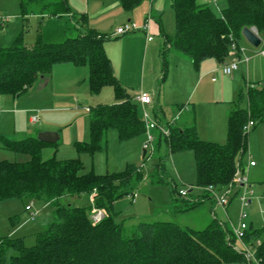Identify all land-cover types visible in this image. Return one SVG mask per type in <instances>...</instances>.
I'll list each match as a JSON object with an SVG mask.
<instances>
[{"label":"trees","instance_id":"1","mask_svg":"<svg viewBox=\"0 0 264 264\" xmlns=\"http://www.w3.org/2000/svg\"><path fill=\"white\" fill-rule=\"evenodd\" d=\"M117 1L123 9L132 10L143 0ZM209 5L208 0H170L175 29L172 37H164L161 56L173 52L198 70L207 59L223 64L231 42L237 43L242 38L243 28H253L258 37L264 36L263 0H225L219 16ZM33 6L38 7L41 18H61L70 13L67 0H20L23 20L34 12ZM71 17L79 29L72 38L49 43L37 34L34 43L25 46L20 33L8 47L0 48V96L24 95L49 76L57 64L86 65L90 95L96 96L103 88L111 87L116 103L87 109L89 141L77 144V151L92 154L101 150L110 130L116 132L120 141L143 136L145 128L137 114V103L115 79L104 52V43L110 38L88 28L86 16ZM245 98L244 108L238 101L227 114L224 145L199 140L191 112L166 123L169 133L163 140L167 154L185 151L193 154L195 187L200 190L199 195L192 196L189 189L187 197H178L163 159H159L148 176L149 183L171 188L172 201L183 204L181 208L174 205V213L193 211L206 202L213 206V194L233 186L237 164L247 152L248 134L264 124V81L246 87ZM178 109L181 111L183 107ZM153 114L156 119V113ZM249 122L252 126L245 131ZM0 138L4 149L29 156L22 163L0 161V203L11 199L40 200L52 211L51 221L32 235L34 242L28 247L24 246L23 237L0 236V259L6 250L13 253L9 264H264V225L260 229L250 225L244 230V243H259L253 259L248 261L236 249L230 226L213 215L200 230L167 221L124 227L114 222L116 213L112 204L133 196L142 180L138 169L126 166L119 174H82L79 160H57L54 154L44 158L42 151L47 145L36 138L16 141ZM92 191L95 195L90 198ZM84 195L89 198L87 207L59 203L61 197ZM92 209L103 212L100 222H92ZM9 223L14 228L16 218Z\"/></svg>","mask_w":264,"mask_h":264},{"label":"rangeland","instance_id":"2","mask_svg":"<svg viewBox=\"0 0 264 264\" xmlns=\"http://www.w3.org/2000/svg\"><path fill=\"white\" fill-rule=\"evenodd\" d=\"M50 1L54 0H47ZM208 1L209 8L219 16L220 10L225 6V0ZM67 3L69 11L74 14L81 7L85 12L88 8L86 13L88 28L110 38L104 43V52L110 60L115 79L128 93L132 88L135 91L146 92L151 99L153 98L154 104L164 110L166 118H172L176 107L182 106L180 116L182 113L186 116V112L194 114L197 132L199 130L198 137L203 139L199 140L217 145L225 144L227 112L238 101L244 108L246 87L264 80V40L255 48L243 38L240 39L237 42L241 50L238 60L236 52L229 51L223 64L229 65L234 60L239 61L240 66L242 65L241 71L238 69L227 76L222 72L223 64L213 59L202 61L199 69L195 70L187 59L176 56L177 54L173 52L163 56L160 54L163 38L172 37L175 29L170 0H158L157 5L161 7L159 21L149 19L147 0H143L132 10L123 9L117 0H68ZM37 8L33 6L34 12L27 16V21L23 25L20 0H0V17L7 19V22L0 26V48L8 47L20 33L25 46H31L37 34H40L45 42H62L76 35L72 23L74 20L72 22L69 18L66 20L67 16L59 20L37 17L35 15H38ZM147 19L154 32L146 49L143 47L141 31L135 30L113 39L116 27L123 25L130 28L142 27ZM245 57L247 61L241 63ZM60 65L66 64H57L53 68ZM74 69H76L74 79L68 78L66 72L62 76L54 75L46 89H38L34 85L24 96L17 99L18 102L15 104L10 96L1 95L0 136L16 141L28 136L37 138L40 130L56 133L58 138L55 146H46L42 156L48 158L54 154L57 160H79L82 174L92 173L99 176L119 174L126 166L138 169L142 180L132 193L134 202L127 196L115 200L112 204V211L116 213L114 222L117 224L128 227L139 222L167 221L182 228L195 230L204 228L212 218L209 213L212 208L211 202L199 206L198 210L177 215L172 211L173 206L181 208L183 204L181 201H172L171 188L166 185H151L148 179L158 160L163 159V166L170 176L175 193L191 189L192 196L199 195L200 190L195 187V165L191 152L167 154L165 142L161 139L152 143V146L149 145L152 152L147 148L145 157H142L144 135L120 141L114 130L107 132L101 150L92 154L77 151V144L89 141V117L86 108H93L98 104H113L114 96L111 87H105L97 96H91L87 85L88 67L80 65ZM236 72L242 74L246 84L242 80L240 82L233 80ZM10 110H13V113L9 112ZM145 111L147 118L152 120L151 109L145 107ZM137 114L143 119L141 106H137ZM187 114L190 116V113ZM29 118H33L34 121L30 122ZM160 118L164 120L163 117ZM152 133L150 131V134ZM248 157L255 166L244 173L249 184L245 196L250 200V205L243 209L246 214L243 221L244 230H248L250 224L253 229H260L264 225V124L256 126L249 132L247 152L240 159L241 166L246 165ZM28 160L29 156L24 153L4 149L0 138V161L22 163ZM237 190L238 187L235 186L226 195L224 191L215 194L218 197L225 196L229 201L225 207L216 203L214 205L212 214L219 222L229 224L225 210L229 213L230 221H236L239 203L238 197H234V194ZM94 195L95 191H92L89 197ZM59 203L87 207L89 198L86 195L61 197ZM95 211L101 213V221L104 218L103 212L92 209V213ZM10 216H15L20 227L10 237H23L24 246L28 247L34 242L32 235L51 221L52 211L50 206H44L40 200L11 199L1 202L0 236L7 237V232L13 229L7 222ZM30 216H33L32 221H28ZM21 228L24 231L18 232ZM236 247L240 249L241 245L237 242ZM12 254L11 250H6L0 264H9V257Z\"/></svg>","mask_w":264,"mask_h":264},{"label":"built area","instance_id":"3","mask_svg":"<svg viewBox=\"0 0 264 264\" xmlns=\"http://www.w3.org/2000/svg\"><path fill=\"white\" fill-rule=\"evenodd\" d=\"M212 2V0H210ZM7 22L6 18H1L0 17V26H3L5 23ZM141 31L142 33L145 34V38L146 41L149 42L151 41V32H150V24H149V19L146 20V22L144 23V25L142 27H134V28H130L127 25H123L120 26L118 28L115 29L114 31V37L115 36H122L134 31ZM255 31V29H253ZM255 34L257 35L256 31ZM229 51H234L236 52L237 55V60L239 59V55L241 54V50L238 48V45L236 42H231L230 46H229ZM228 51V54H229ZM233 55V54H232ZM243 61H247V58L245 57L243 59ZM238 62H236L234 60V62H232L231 64L227 65V64H223L222 66V72L223 74L229 76L231 75L235 70H237L238 67ZM135 101H137L138 103L141 104L142 106V121L144 123V128H145V144H144V148L143 150L146 151L147 148L151 147L149 145L152 146V143L155 142V137L150 134V131H156L158 132L159 137L161 138H166L168 136V128L166 127V125H160L158 124L156 121L148 119L147 118V114L145 111V107L149 106L151 104V98L148 94H140L138 96L135 97L134 99ZM87 110V109H86ZM178 116H176L173 120H176ZM173 120L171 122H173ZM31 121H34V119L32 118ZM252 126V123L249 122L245 127L244 130L245 131H249L250 127ZM152 152V149H151ZM255 163L250 159V157H248L247 159V163L245 166H241L240 162L237 164L236 167V171L234 173V184L232 187L226 189L225 195L230 193L232 188L237 186L238 190L237 192L234 194V197H238V203H239V211L237 213V219H236V223L233 224L230 228L232 230L233 233V237L235 238L236 242H238L241 245V248L239 250H241L244 258L248 261L249 259H253L254 256V251H255V247L258 246V242H255L254 245L251 244H247L243 242V236H244V228H245V224L243 223V221L246 219V214L243 211V209L246 207H248L250 205V200L246 198L245 194L247 192V188L249 187L248 181H247V177L246 175H244L245 171L247 172L248 168L250 167H254ZM240 192V193H238ZM188 191H179L178 192V197L180 198H185L187 197ZM214 198H215V203L216 205H220L222 207H225L228 205L229 201L225 198V196H216L215 194H213ZM132 202H134V197L133 196H128ZM27 209V208H26ZM101 219V213H99L98 211H95L94 213L91 214V220L93 223H98ZM33 220V216L29 217L28 221H32ZM238 250V248H236Z\"/></svg>","mask_w":264,"mask_h":264},{"label":"crops","instance_id":"4","mask_svg":"<svg viewBox=\"0 0 264 264\" xmlns=\"http://www.w3.org/2000/svg\"><path fill=\"white\" fill-rule=\"evenodd\" d=\"M68 1V0H67ZM144 1H146V0H144ZM148 1V3H149V6H148V12H149V19H155L156 21H159V15H160V12H161V7H158V5H157V3H158V0L156 1V0H147ZM68 4V3H67ZM83 7H81V8H77L78 10V12L77 13H79V14H74V13H72V12H70L69 14H68V16H67V19L66 20H71V22L74 20L71 16L72 15H84V16H86V13L88 12V8H87V10H86V12L85 11H83V10H81ZM37 17L39 16V15H37V14H35ZM40 17V16H39ZM69 18V19H68ZM87 18V17H86ZM23 19V18H22ZM49 19H52V18H49ZM53 19H55V20H59V18H56V17H54ZM27 21V16H26V18H25V20H23V25H25V22ZM73 23V26H74V29L76 30V32H78V26H77V24H76V22H75V20L72 22ZM40 27V26H39ZM119 27V26H118ZM118 27H116V28H118ZM115 28V29H116ZM154 29H153V27H152V25H150V32H151V35L153 34V31ZM115 31V30H114ZM140 34L141 35H143V47H144V49H146L147 48V44L150 42H147L146 41V38H145V34L144 33H142V32H140ZM115 37H117V36H115ZM243 38V37H242ZM241 38V39H242ZM259 38H260V41L262 42L263 40H264V36H259ZM113 39H116V38H114L113 37ZM244 39V38H243ZM240 40V39H239ZM238 40V41H239ZM163 42H164V38H163ZM49 43H56V42H49ZM249 44V43H248ZM261 44V43H260ZM150 48H152L153 49V46H151ZM162 49V48H161ZM160 49V50H161ZM264 52V51H263ZM176 56H178V55H176ZM180 57V56H179ZM182 58V57H181ZM189 61V60H188ZM190 62V61H189ZM244 62H246V61H241V63H244ZM75 68V65H72V64H66V65H60V66H57V67H54L53 69H52V71H51V73L49 74V76H47V77H44V78H42L37 84H36V87L38 88V89H46L47 87H48V85H50L51 83V81L50 80H53L54 79V75H56V76H62V74L63 73H65L66 72V74L69 76L68 78H73L74 77V75H76V69H74ZM241 68H242V65L240 66V63L238 64V67H237V70L239 69V71H241ZM199 69V68H198ZM237 70H235V71H237ZM263 71H264V66H263ZM60 74V75H59ZM65 74V75H66ZM113 74H114V72H113ZM238 75L240 76V77H238ZM88 77V76H87ZM115 77V76H114ZM250 78V72H249V70L247 71V79H249ZM61 79V78H60ZM74 79V78H73ZM234 81L235 80H237V82H240L241 80L242 81H244V83L246 84V80H244L243 79V76H242V74L241 73H234V79H233ZM264 81V80H263ZM262 82V81H261ZM257 83H260V82H257ZM124 88V87H123ZM125 89V88H124ZM125 91H126V89H125ZM41 92V91H40ZM126 93L129 95V96H131V97H133L134 99H135V97L136 96H138V95H140V94H147L146 92H143L142 90H134L133 88H132V91H130L129 93L126 91ZM26 94V93H25ZM24 94V95H25ZM24 95H22V96H24ZM149 95V94H148ZM22 96H20V97H17V98H13V97H11L12 98V102H13V104H15V102L17 103L18 101H17V99H20ZM92 96V95H91ZM97 96V95H96ZM150 96V95H149ZM151 98V97H150ZM152 101H151V104L149 105V106H146V107H149V109H151V112H152V114L153 113H156V115H157V117H156V119L154 118V114H153V119L152 120H154V121H156L158 124H160V125H166V123L167 122H169V121H171V120H173L176 116H180V110L178 109L177 110V108L178 107H176V109H175V112L173 113V115H172V118L170 117V118H166L165 117V112H164V110L161 108V107H159L158 105H156V104H154V102H153V98L151 99ZM136 103H137V106H141V104L140 103H138L137 101H135ZM50 103H53V101H50ZM116 102H115V100H114V102H113V104H115ZM99 105V104H98ZM111 105V104H110ZM12 106H15V105H12ZM44 109H46V108H44ZM87 109V108H86ZM141 109H142V106H141ZM145 109V108H144ZM9 112H12L13 113V110H10ZM229 112V111H228ZM228 112H227V114H228ZM227 114H226V117H227ZM160 117H163L164 118V120H161V118ZM32 120V118H29V121L30 122H32L31 121ZM196 121H195V116H194V125H195V131H196V135H197V137L199 136L198 134H199V130H198V132H197V129H196V123H195ZM41 131H45V130H40L39 131V133L41 132ZM153 133H152V135L155 137V141L156 140H158V141H160L159 139H163V138H159V135L157 134L158 132H156V131H152ZM37 135V134H36ZM26 138H36V137H26ZM198 138H200V137H198ZM201 140H203L202 138H200ZM206 142V141H205ZM47 146H51V145H53V147H54V145L55 144H46ZM143 151V150H142ZM146 152V151H145ZM146 154V153H145ZM144 154V155H145ZM142 157H144L143 155H142ZM245 166V165H244ZM249 169V168H248ZM5 202H7V201H5ZM3 203V202H2ZM204 204V203H203ZM203 204L202 205H200V207L201 206H203ZM47 206V204H44V206ZM27 206V205H26ZM26 206H24V209H25V207ZM200 207H198L196 210H198V209H200ZM212 208L210 209V214H211V216L213 215L212 214V212H213V209H214V205L213 206H211ZM22 209H23V207H22ZM238 212V211H237ZM225 213H226V216H227V218H228V221H229V224H228V226H232L233 224H235L236 223V221L235 222H231L230 221V217H229V213L227 212V210H225ZM177 215H180V214H178V213H176ZM182 214V213H181ZM208 216V215H207ZM13 217H15V216H13ZM12 216H10V217H8L7 218V222H8V224L10 225V220H11V218H13ZM208 219H209V217H207ZM208 219H207V221H208ZM236 219H237V217H236ZM17 221V220H16ZM23 224V223H22ZM250 225H252V224H250ZM18 225H16L13 229H11L10 231H8L7 232V234H8V237H10L11 235H13V234H15L16 233V230L18 229ZM20 228V227H19ZM23 232L24 231V229H19L18 230V232Z\"/></svg>","mask_w":264,"mask_h":264},{"label":"water","instance_id":"5","mask_svg":"<svg viewBox=\"0 0 264 264\" xmlns=\"http://www.w3.org/2000/svg\"><path fill=\"white\" fill-rule=\"evenodd\" d=\"M241 35L244 40L249 43L253 47H258L261 43L260 38L255 34L253 28H243L241 31ZM57 134L52 132H41L37 135V140L41 143L45 144H55L57 142ZM145 152L142 151V155L144 156Z\"/></svg>","mask_w":264,"mask_h":264}]
</instances>
